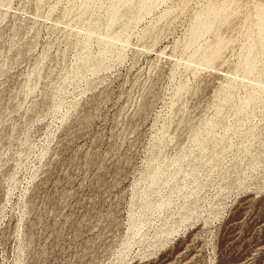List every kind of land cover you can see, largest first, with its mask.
<instances>
[{
	"label": "rangeland",
	"instance_id": "obj_1",
	"mask_svg": "<svg viewBox=\"0 0 264 264\" xmlns=\"http://www.w3.org/2000/svg\"><path fill=\"white\" fill-rule=\"evenodd\" d=\"M0 264H264V0H0Z\"/></svg>",
	"mask_w": 264,
	"mask_h": 264
},
{
	"label": "bare ground",
	"instance_id": "obj_2",
	"mask_svg": "<svg viewBox=\"0 0 264 264\" xmlns=\"http://www.w3.org/2000/svg\"><path fill=\"white\" fill-rule=\"evenodd\" d=\"M236 261V260H235Z\"/></svg>",
	"mask_w": 264,
	"mask_h": 264
}]
</instances>
